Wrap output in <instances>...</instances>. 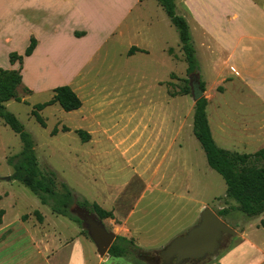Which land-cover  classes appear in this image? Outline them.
<instances>
[{
    "label": "rangeland",
    "instance_id": "1",
    "mask_svg": "<svg viewBox=\"0 0 264 264\" xmlns=\"http://www.w3.org/2000/svg\"><path fill=\"white\" fill-rule=\"evenodd\" d=\"M19 1L22 4L18 9L4 6L0 16V68L7 71L21 68L15 62L16 68L10 69L8 56L21 46L27 33L42 38L41 24L32 27L22 20L29 0ZM83 1L92 11L89 37L74 43L44 40L39 53L24 68L29 69L27 77L36 84L47 78L66 79L82 107L66 112L58 104L47 106L39 112L45 123L42 127L31 111L34 105L48 101L52 93L36 86L28 92L23 83L16 88L20 101L10 99L4 105L32 136L40 168L56 173V187L63 182L77 197L110 211L112 218L101 222L115 236L132 240L133 250L104 261L83 224L53 214L28 188L12 180L8 159L21 151L22 144L1 120L0 208L25 213L35 225L50 229L52 237L55 235L53 243L67 240L68 250L81 252V261L74 252L68 253L61 264H159V252L194 226L203 208L215 213L228 208L226 215L218 216L236 235L224 237V247L218 255L242 243V254L235 253L232 258H256V251L264 248V229L260 226L264 212L250 218L235 209L236 202L226 196L224 180L208 166L192 132L194 102L186 93L187 65L177 32L162 8L156 0H141L124 19L123 12L131 0ZM47 3L52 11L63 5L62 0ZM174 3L176 13L185 16L192 37L198 38L196 27L187 19L186 7L181 0ZM193 3L191 0L190 5ZM200 9L196 11L197 21ZM131 43L143 44L148 54H135L136 49L129 57ZM196 57V73L207 89L208 111L218 146L239 151L231 147V142L218 139L217 121L212 119L219 105L224 111L234 108L237 92L229 86L222 94L220 69L207 68L201 50H196ZM63 127L69 131L63 132ZM77 129L89 133L87 142L80 140ZM257 144L258 147H249V152L264 147L262 141ZM35 211L42 216L41 223ZM72 211L76 212V207ZM218 257L184 264L216 263Z\"/></svg>",
    "mask_w": 264,
    "mask_h": 264
},
{
    "label": "crops",
    "instance_id": "2",
    "mask_svg": "<svg viewBox=\"0 0 264 264\" xmlns=\"http://www.w3.org/2000/svg\"><path fill=\"white\" fill-rule=\"evenodd\" d=\"M190 1L181 0L188 12L187 19L192 21L198 32V38L192 37L195 51L201 50L207 68L220 69L219 83L224 87L222 94L229 86H234L237 92L233 109L224 111L219 105L217 115L214 112L215 115L212 116V119L217 121L218 139L221 142H231V147L240 150L222 149L252 154L254 152H249V147H258L256 144L261 141L264 143V0H193V6L190 5ZM62 2L63 5L53 11L47 0H29L25 3L27 8L26 14L22 17L23 22L32 27L42 25L39 29L42 38L29 32L24 36L21 46L14 49L16 53L22 54L29 44L30 37L35 36L37 45L33 53L23 59L21 69L22 83L32 92L36 87H42L52 93L53 88L67 84L66 79L55 81L50 78L36 84L27 77L29 69L24 68L39 53L44 40L63 39L74 43L89 37L90 32L87 28L90 26L92 14L89 5L83 0ZM141 2L131 0L122 18H129L132 10ZM21 4L19 0H0V16L4 6L10 10L18 9ZM198 9L201 10V17L197 21ZM76 33L84 34L76 36ZM132 47L137 49L135 54H148L143 44L131 43L128 51ZM133 55L134 53L128 56ZM167 55L171 58V55ZM16 66L17 64L10 63V69ZM204 94L207 100L208 124L218 146L208 111L207 89ZM0 211L3 212L0 220V264H61L74 252L81 261V252L77 253L76 249L72 251L70 248L68 250L67 240L61 243L58 239L53 243L52 238L55 235L52 237L50 229L43 225H35L34 219H30L25 213L5 208H0ZM240 244L242 243L217 255L219 256L217 262L211 264H264V248L256 251V258L233 259V254H242Z\"/></svg>",
    "mask_w": 264,
    "mask_h": 264
},
{
    "label": "trees",
    "instance_id": "3",
    "mask_svg": "<svg viewBox=\"0 0 264 264\" xmlns=\"http://www.w3.org/2000/svg\"><path fill=\"white\" fill-rule=\"evenodd\" d=\"M169 19L170 24L177 32L180 49L184 61L187 65L188 75L198 71V61L189 25L183 16L176 13L174 0H156ZM84 33H76L82 36ZM37 45L35 37L31 36L29 44L22 54L16 52L9 53V62L14 64L19 62L20 71H7L0 68V120L18 135L22 144L21 151L8 159V164L12 167V180H16L28 188L40 201L42 205L48 206L51 212L58 216H63L69 220L82 224L73 207L84 210L94 215L98 220L112 218V213L105 210L96 202H89L84 198H79L63 182L56 187V173L52 169L43 170L40 168L34 148L32 136L25 131L23 125L17 117L8 111L4 103L10 99L17 102L20 98L16 95V88L22 84V62L25 57H29ZM136 50L132 47L128 55ZM186 93H190L189 81ZM200 87L205 91V84L200 80ZM28 92H31L26 88ZM58 104L66 112H72L82 107L81 99L75 91L68 85L58 86L52 89L51 98L43 103L34 105L31 115L37 123L45 127L39 112L47 106ZM207 100L203 96L194 103L192 132L199 142L208 166L218 173L225 182L226 196L236 202L235 209L242 212L247 217H255L264 212V147L252 154H241L222 149L215 143L206 115ZM63 132L69 131L67 127L62 128ZM53 135L56 129L51 132ZM75 133L82 142L89 140V133L82 129L75 130ZM228 208H223L217 215H226ZM2 211H0V220ZM38 221L42 222V216L35 211ZM25 218V217H24ZM264 229V220L260 222ZM134 244L122 236H116L113 244L108 250L109 256L123 257L130 254Z\"/></svg>",
    "mask_w": 264,
    "mask_h": 264
},
{
    "label": "water",
    "instance_id": "4",
    "mask_svg": "<svg viewBox=\"0 0 264 264\" xmlns=\"http://www.w3.org/2000/svg\"><path fill=\"white\" fill-rule=\"evenodd\" d=\"M190 94L195 103L203 97L204 91L200 87V77L192 73L188 77ZM10 178H6L8 181ZM77 216L81 220L89 238L94 243L98 256L104 261L109 258L108 250L115 240V235L105 228L101 220L84 210L77 209ZM236 231L228 227L213 210L208 207L200 211L197 223L184 234L171 240L159 252L161 264H183L188 260H206L216 258L223 248L225 236H235ZM174 260V262H173Z\"/></svg>",
    "mask_w": 264,
    "mask_h": 264
},
{
    "label": "flooded vegetation",
    "instance_id": "5",
    "mask_svg": "<svg viewBox=\"0 0 264 264\" xmlns=\"http://www.w3.org/2000/svg\"><path fill=\"white\" fill-rule=\"evenodd\" d=\"M225 239V238H224ZM224 239H223V241H222V244H223V247H224ZM159 255V254H158ZM159 257V259H160V263L159 264H161L162 263V259H161V257L160 256H158ZM189 261H191V262H204L205 260H188V261H186V262H189ZM173 262H174V260H173ZM186 262H184V263H186ZM183 263V264H184Z\"/></svg>",
    "mask_w": 264,
    "mask_h": 264
}]
</instances>
